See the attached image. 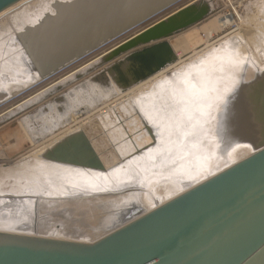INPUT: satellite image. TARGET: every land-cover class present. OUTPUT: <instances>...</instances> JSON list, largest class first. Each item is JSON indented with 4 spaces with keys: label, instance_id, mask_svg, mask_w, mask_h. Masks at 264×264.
Here are the masks:
<instances>
[{
    "label": "water",
    "instance_id": "95a60500",
    "mask_svg": "<svg viewBox=\"0 0 264 264\" xmlns=\"http://www.w3.org/2000/svg\"><path fill=\"white\" fill-rule=\"evenodd\" d=\"M22 1L0 0V14ZM22 8L0 21V108L65 72L39 92L25 94L0 118L26 113L19 124L29 135L35 124L44 135H54L61 123L73 125L104 99L174 66L178 57L170 40L207 20L214 5L213 0H66L51 14L34 17L39 10H32L29 18H22ZM13 15L17 18L7 21ZM200 64L175 76L189 89L195 88L187 82L193 75L201 81V97L193 104L201 119L193 122L201 124L195 144L203 148L193 149L201 161L192 184L151 210L135 187L59 201L49 213L64 221L73 222L64 205L80 202L85 208L72 238L0 232V264H264V65L232 37ZM147 132L155 144L154 131ZM240 149L249 155L235 161ZM87 236L92 241H81Z\"/></svg>",
    "mask_w": 264,
    "mask_h": 264
},
{
    "label": "rangeland",
    "instance_id": "374dc122",
    "mask_svg": "<svg viewBox=\"0 0 264 264\" xmlns=\"http://www.w3.org/2000/svg\"><path fill=\"white\" fill-rule=\"evenodd\" d=\"M41 1H43V2H41ZM41 1L36 5L30 6V7H27L24 9L22 7L34 2V0H23L22 2L16 4L14 7H12V9H8L7 11L0 14V21L1 20L4 21V19L6 20L10 13L17 11L20 8H22V9L19 10V13H21L24 10H25V12H27V10H29V9L35 10V7L37 8V6H38V8H40L39 12H37L38 11L37 10L36 11L37 13L34 17L41 16L42 14L45 15L47 13L51 14V7L54 9V11H56L57 6H59L60 2L61 3L66 2V0H51V1L48 0L46 3H44L45 0H41ZM42 3H44V4L41 7L40 5ZM213 5H214V10H213L211 16L207 20L203 21L202 23H200V24H198L192 28H198L201 25H203L205 22H207L209 19L214 18L215 16H220L225 12L232 14L231 15L232 18L235 16V14H237V16L239 18H241L242 21L245 19L246 21L248 20V22H250V24L248 23V25H247L251 28V29L249 28L250 31L252 30L254 32V34L260 35V37L256 39L257 45L261 44V46H262L264 44V32H263L264 29H259V25L261 26V23H263L262 25L264 27V18H262V17H264V15H261V12H260V14L258 12L259 9L264 7V0H213ZM262 10L264 11V8ZM30 16H31L30 14H26V16H24V18H29ZM10 18L11 17H9L8 20ZM233 19L235 21V24L230 27L229 32H231L232 30L233 31L231 32V34H229V36L225 37L224 39L231 38V37L236 39L241 44L242 51L249 53L252 57L256 56V57H253V59L254 60L256 59L255 61H256L257 65H259V64L264 65V52H263L264 51V45L261 48H257L256 51H255V49H254V51L251 49L249 50L247 47L248 45L246 43V38L243 34L244 33L243 24H240L239 21L235 17ZM192 28H190L189 30H191ZM259 30L262 31V32L261 31L259 32L261 34H259L257 32ZM184 32H186V31H184ZM184 32H182V34ZM229 32L226 31L224 34L223 33L222 34L225 35L226 33H229ZM232 34H233V36H232ZM179 35H177V36H179ZM177 36L172 38L170 40V42L171 41L173 42ZM217 36H219V35H217ZM217 36H213L210 39V41L211 42L216 41L215 39L219 38ZM260 40H261V42H260ZM172 42H171V44H172ZM110 44H112V42L109 43V45ZM243 45L246 47L247 51L245 49L243 50V47H244ZM257 45H256V47H257ZM105 46H107V45H105ZM196 49H198V50L204 49V44L198 45L196 47ZM189 53H190V51H188L187 54H189ZM258 55H259V57H258ZM261 56L263 57L262 60H260ZM257 58H259V59H257ZM195 59H193V60L195 61ZM201 60H202V58H199V60H197L196 62L193 61L194 65L195 66L199 65ZM259 66H261V65H259ZM64 72L65 71L47 79L46 81L42 82L41 84L35 86L33 89H30L29 91L27 90V92L22 93L21 96L20 95L17 96L13 100H11L9 103H7L5 106L0 108V114L3 113L4 110H7L12 105H14L16 101L23 98L25 96V94H28L31 91L36 92V91L40 90L41 88L45 87L47 84L51 83L50 81L59 77ZM43 85H45V86H43ZM193 85L196 86L197 84L196 85L193 84ZM198 85H200V84H198ZM168 86L171 87L170 84L167 85V87ZM197 88H199V87H197ZM197 88L193 89L192 91L193 92L197 91ZM169 89L170 90L167 91L166 95L167 96L169 95L170 97L166 98V101L169 100V101H171V103L168 101L169 105L167 107L157 108L156 112H157L158 116L154 117L155 120H153V121L151 120L150 122H148L147 119L145 120L144 117H140L139 114L137 113L136 109H135L136 110L135 111L134 109H131L130 107H127V106L123 107V105L120 106V104H119L116 107L103 108V106L106 105L107 102L110 103V101L112 99H114L115 97H112L111 99L106 100V101L104 99L103 103H101L100 105L95 107L94 110L91 111V113L100 109V108H102V111L97 112L95 114L93 113V115L90 116L85 122L79 123L75 126H72L73 127L72 130L74 129V131H75V128H77V131L75 133H67L68 131L65 132V134L60 133L63 129H65V127H66L65 125L71 126V124H69L68 122H63V123H61V126L59 127V129L55 133H53L54 135H44L45 134L44 130L40 131L39 129H37L36 124L33 126V129H31L30 135H29L26 132L27 129L22 127L19 124V121L22 120L27 115L26 113L22 114L20 116H17V117H13L9 120H3V118H0V142L2 141L4 143V144H1L2 147L0 146V160L2 158H4L6 161L9 160L10 162H12L10 164H16L21 159L24 160L29 155L31 156L32 153L37 152V155H38L37 157L39 158V160H42L43 164H45L47 166L49 165V167L52 166L49 168L50 171H48V172H50V173L52 172V175L55 178L58 176V174H62V171L64 173L65 171H68V170H79L82 172H85V171L88 173L91 172V174L94 175L95 178L97 177L101 181V179L104 175L117 171L118 174L121 175L120 177H122V179H124L125 176H128L129 178H131L132 181L130 183H132V185H130V183L129 184L122 183L124 181H122V182L119 181V183H117V182L112 183L110 186V188H111L110 189V188H104L103 187L104 184L97 182L98 192L106 193V191H107L108 193H113L115 191L123 189V187H125V186H126V188L131 187V186H135V187L141 188L142 190H147V191L149 190L151 195H153L154 193H152V192L155 191L156 194H154V195L158 196L157 194L159 193V197H161V198L156 197V196H155V198L150 197L149 200L147 201L148 203L146 204L147 209H149V210L154 209V208L166 203V200L168 202L169 200L175 198L177 195H180L181 193H183L185 191V189L187 187H189L192 184L193 181H191V180H193L194 177L196 175H198L196 169H199L198 164L200 163L199 161H201V156L199 157V155H201V153L198 152L199 155H197L193 152L194 151L193 149H194V147L195 148L196 147H198V148L202 147L203 148V146H201V145L199 146L198 144L197 145L195 144L197 141H199L200 136H201V130H200L201 124L199 127V125H197L196 122H193L195 119H198V117L196 118L195 115L194 116L186 115V112H185V110H187V104L188 103L190 104V101L187 102L186 99L183 97H186L188 99L190 97L192 99V101L195 97L193 98L192 96H189V95L184 96L183 90L185 89V87H183V88L182 87L181 88H178V87L172 88L171 87ZM190 90L191 89H189V91ZM199 91H201V90L199 89L198 92ZM116 96H119V94ZM197 98L198 97H196L194 99L196 102L199 101V99H197ZM195 101H194V103H195ZM166 104H167V102H166ZM195 107H197V106H195ZM33 111L34 110H32L28 113H32ZM158 111H159V113H158ZM133 112H135V113H133ZM194 113L196 114L198 112L194 111ZM88 114L90 115V113H88ZM88 114H86L85 116H87ZM174 114L177 115L178 117L173 116ZM132 115H134V116H132ZM129 118H131V119H129ZM172 118H174V119L172 120ZM199 119H201V118L199 117ZM167 121L171 124H169ZM135 122H137V123H135ZM144 124L146 126H144ZM169 125H172V126L169 127ZM155 126L157 127L156 129H155ZM161 126H163V127H161ZM166 127L168 128V130L165 129ZM119 128H121V129H119ZM149 128H151L155 133V137L157 140L155 144L153 143V139L151 138V136L147 132V129H149ZM117 130H118V132H117ZM137 130H139V131H137ZM166 131L170 132L168 136H166V134H167ZM59 133L61 136L63 135L64 137H67L70 135L71 136L67 140H63L62 138H64V137L59 136L60 137L59 141H61V139H62V141L59 144L52 146V144H55L53 142L54 138H52V136L59 135ZM78 136H83L86 139L87 144L90 145L94 154L99 158L98 159L99 162H101L103 168L105 169L104 172L88 170L87 167L83 166L85 164V162H87L88 157H89V153L86 150H84L85 147L83 145V141L81 140L78 144H75L74 148H71L70 145L68 144L71 141H73L75 139V137H78ZM31 137H33V138L38 137L39 141L37 143H35ZM49 138H51V139H49ZM165 138L168 140H166ZM188 138H189V140H188ZM25 139H26V141H25ZM170 140H172V141H170ZM167 141H169V142H167ZM50 142H51V144H50ZM57 142H58V140L56 141V143ZM47 144H48V146H45ZM166 144H168V145H166ZM164 145L166 147H168L169 149L166 148ZM9 146H10V148H7ZM43 146H44V148H43ZM181 147H183V148H181ZM48 148H49V150L44 151V149H48ZM164 148L167 150L163 151ZM158 149L160 152L158 151ZM155 150H157V152ZM78 151L81 152L80 155H76V152H78ZM149 151H154L155 153L154 152L151 153ZM166 151H168V152H166ZM148 154L149 155L151 154V156H149ZM74 155H76V156H74ZM178 155H179V157H178ZM248 155H249V153L247 151L240 149L234 154L233 159H235V161H239V160L247 157ZM24 156H25V158H24ZM143 156H145V157L142 158ZM147 157L148 158L151 157L150 159L151 160L153 159V160L151 161L150 159H147ZM129 158H131V159H129ZM132 158H136V159H132ZM47 159H49L50 161H59V162H63V163H70L72 165L68 166V165L49 162V160L45 161ZM197 160H199V161H197ZM73 165H76V166H73ZM77 166H79V167H77ZM70 167H72V168H70ZM81 167H84V168H81ZM52 168L57 169L56 173H58V174H56L55 171H52L51 170ZM175 168H176V170H175ZM37 170H38V168L35 169L34 171L36 172ZM173 170H175V171L172 172ZM35 172L29 173L30 176H28L29 174H26L27 175L26 178L27 177L31 178L32 176H33V178H35L37 176L36 179L37 180L40 179L39 181L42 180V182H43V180L46 181V177L51 175V174L48 175V173H46V176H44L45 173H44V175L43 174L40 175L39 173H41V172L37 171L38 175L45 177V178L41 177L42 178L41 179L40 176H38L37 174H35V176L32 175ZM151 172H152V174H154V176L158 173L159 175H156V176H158V177L160 176L159 178H161V175H162L160 173L163 172V177L161 179H159L156 176L154 177L151 174ZM175 172L177 174H180V175H177V174L175 175ZM165 173H167V174L170 173L172 176L169 174L166 175ZM185 174L187 176H190V177H188L187 180L185 178L186 176H184ZM148 175L150 176V178L152 180H149L150 178L148 177ZM181 175H183V176H181ZM53 176H52V178L54 179ZM143 176L146 177L147 179L146 180L143 179ZM168 176L171 177L172 179H175V178L176 179L172 180ZM19 177L24 178V179L22 178V182H21ZM19 177H18L19 178L18 182L20 180V184L22 183V184H25V186H27L28 184L26 182L28 180L26 182H24L26 180L24 175L19 176ZM164 177H166V178H164ZM163 180H165V182ZM166 180H168V181L170 180L169 182H171V181L172 182L174 181V182L173 183L171 182L169 185L168 184L169 182ZM66 181H69V180L64 179L62 182H65V183L62 184V182H61V185L56 187V193H58V194H55V196H50V197H45V195H38V196L32 195V197H31L30 194H27V195L21 194L23 190H19V189H16L15 191H10L9 194L6 191H4V192L1 191L2 193L0 192V232H8V233H12V234L17 233V234L32 235V236H42V237H48V238H52V239H55V238L56 239H71L72 238L71 234L76 233L75 229H73V226H75L77 223L76 220L77 219L79 220L81 217L84 216V211H85L84 206H82V203H80V202H78V204H76V205H73V204L72 205H70V204L64 205L69 210H71L69 215H71V217L73 218V222H70V221H64L62 219H59L57 216L51 215L49 212H51L54 209L53 208L54 206H52V205L53 204L58 205V204L55 202L54 203L51 202L52 205H49V203H50L49 201H52V200H61L62 201L65 198L81 196L82 193L87 194L86 193L87 191L85 189H83V191H85V192H83V191L80 192V190H82L81 187L79 188V186L74 183V182L82 183V181H80V180H73L72 183H71V181H69V182H66ZM158 181H159L160 186L157 185ZM162 181H163V183H161ZM166 182H168L167 185L165 184ZM155 183H156V186H155ZM72 184H73L74 188L72 187ZM161 184H163V185L161 186ZM31 185L33 186V183L29 182L28 186H31ZM63 185H65V186H63ZM166 187H167V189H164V190L167 194L163 191V188H166ZM66 188H69V189L71 188V189L69 190ZM78 189H80V190H78ZM169 189H171V190H169ZM108 190H110V191H108ZM180 190H181V192H180ZM40 192L42 193V191H39V193ZM67 192H68L69 196L67 195ZM168 192L170 194L172 193V195L168 194ZM179 192H180V194H179ZM73 193H76V194H73ZM144 194H145V192H144ZM61 195H64V196L61 197ZM44 199H45V201H48V202H44L43 201ZM164 199H166V200H164ZM61 204H63V203H61ZM35 213L39 214V215H47V219L44 221H41V223H39V225H38L35 223V217H36ZM46 223H47V225H49L48 226L49 228L47 227L48 229H46V228L42 229L44 227V224H46ZM34 225L35 226L38 225L37 228H34ZM55 225H59V228H56ZM60 225H62V226L60 227ZM86 232H87V230H86ZM87 235H89V234H87ZM92 239H93V237L87 236L85 238H82L81 240L83 242H90V241H92Z\"/></svg>",
    "mask_w": 264,
    "mask_h": 264
},
{
    "label": "bare ground",
    "instance_id": "6f19581e",
    "mask_svg": "<svg viewBox=\"0 0 264 264\" xmlns=\"http://www.w3.org/2000/svg\"><path fill=\"white\" fill-rule=\"evenodd\" d=\"M48 0H45L44 1V3H46ZM51 1V0H50ZM41 2H43V1H41ZM54 2V1H53ZM52 2V3H53ZM44 3H42L40 6L42 7L43 6V4ZM258 7V6H257ZM52 8V7H51ZM264 7H262L261 9H259V14H260V12H261V15H264V11L262 10ZM10 9H12V8H10ZM40 8H38V6H37V8L35 7V11H37V10H39ZM30 11H32V9H29ZM29 10H27V12H25V10L24 11H22L21 12V14L23 13V15H22V18H24V16H26V14L28 13V12H30ZM43 15V14H42ZM232 14H230V13H227V12H225V13H223L222 15H220V16H215L214 18H211V19H209L207 22H205L203 25H201L200 27H198V28H192L191 30H187L186 32H184L183 34L181 33L179 36H177L176 38H175V40L172 42V44H171V46H172V48L174 49V51H175V53L177 54V57H178V62L174 65V66H172L171 68H169V69H167V70H165V72H161V73H159L158 75H156V76H154L153 78H150L149 80H147L146 82H144L143 84H140V85H138V86H136L135 88H132L130 91H128L127 93H125V94H119V96H116L114 99H112L111 101H110V103H108L107 102V104L106 105H104L103 106V108H111V107H116L117 105H119L120 104V106L121 105H123V107L124 106H127V107H130L131 109H136L137 110V113L139 114V116L140 117H144V119L146 120H148V122H150L151 120L153 121V120H155L154 119V117H156V116H158L157 115V112H156V110H157V108H162V107H167L169 104H168V101H166V98H168V97H170L169 95L167 96L166 95V93H167V91H169L170 89L169 88H176V87H178V88H181V86L182 85H180L179 83H177V81L175 80V79H177L175 76L176 75H178V74H182L184 71H187L188 69H193L194 67H197V66H199L200 67V65L201 64H199V65H194V62H196L197 60H199V58H205L208 54H210L211 53V51L213 50V48L221 41V40H223L225 37H227V36H229V34H231V32L233 31H231V32H229V29H230V27L231 26H233L234 24H235V21H234V17L232 18V16H231ZM260 15V16H261ZM14 16V15H13ZM13 16H10L11 18L8 20L9 22H12L15 18H17V17H13ZM28 16V15H27ZM259 16V15H258ZM260 18V17H259ZM262 18H264V17H262ZM237 20L239 21V23L240 24H243V26H244V36H245V38H246V43H247V47H248V49L250 50H253L254 51V49H255V51H256V49L257 48H261V47H263V45L261 46V44H258L257 45V41H256V39L257 38H259L260 37V35H257V34H254V32L251 30L250 31V27L249 26H247L248 25V23L250 24V22H248V20L246 21L245 19L242 21L241 20V18H239V17H237ZM261 20V19H260ZM262 22V21H261ZM260 22V23H261ZM263 23H261V26L259 25V29H264V27H263V25H262ZM241 26V25H240ZM238 27V26H237ZM242 27V26H241ZM239 28V27H238ZM250 28V29H249ZM226 31H228L229 33H226L225 35H223ZM261 30H259V31H257L258 33L260 32ZM262 32V31H261ZM264 32V31H263ZM223 33V34H222ZM259 34H261V33H259ZM217 35H219V36H217ZM213 36H217V37H219V38H217V39H215L216 41H210V39L213 37ZM232 36H233V34H232ZM261 39V38H260ZM214 40V39H213ZM170 42V43H171ZM260 42H261V40H260ZM259 42V43H260ZM200 44H204V49H196V47L198 46V45H200ZM109 45V44H108ZM256 45H257V47H256ZM244 46V45H243ZM246 50L247 51V49H246V47L244 46L243 47V50ZM188 51H190V53L189 54H187L188 53ZM264 52V51H263ZM255 54V53H254ZM253 57H256V56H253ZM258 57H259V55H258ZM195 59V61L193 60V59ZM261 59L260 60H262V56L260 57ZM257 59H259V58H257ZM194 62H193V61ZM256 60V59H255ZM256 62V61H255ZM186 63V64H185ZM198 63V62H197ZM192 64V65H191ZM259 65H263V64H259ZM190 78V77H189ZM198 79L199 78H195L194 79V75L192 76V83H191V80H189V81H187V82H189V84H192V86H193V84H197L196 86L197 87H199L200 86V88H201V81L199 82L198 81ZM186 81V80H185ZM171 85V87L170 86H168L167 87V85ZM198 84H200V85H198ZM196 86H194L195 88H197ZM184 87H185V89L183 90V95L184 96H186V95H189V96H192L193 98L195 97H198L197 99H199V97H201V91H192L193 89H195V88H190L191 90L189 91V88L187 87V86H185L184 85ZM44 88V87H43ZM43 88H41V89H43ZM183 88V87H182ZM199 88V89H200ZM40 89V90H41ZM198 89V90H199ZM40 90H38L37 92H39ZM166 91V92H165ZM189 91V92H188ZM167 96V97H166ZM183 98H185L186 99V101L187 102H189L190 101V104L188 103L187 104V110H185V112H186V115H192V116H196V117H201V116H199L200 115V113L201 112H198V113H194V111H196L195 110V107L193 106V104H194V99H193V101H192V99L189 97V99L188 98H186V97H183ZM184 99V100H185ZM166 102H167V104H166ZM170 103H171V101H169ZM166 104V105H165ZM194 107V108H193ZM165 109V108H164ZM110 110V109H109ZM135 110V111H136ZM161 110V109H160ZM100 111H102V108H100V109H98V110H96V111H94V112H92V113H90V115L88 114L87 116H81V118L78 120V121H76L75 123H74V125H65L64 127H65V129H63L60 133H62V134H65V132H67V133H75L76 131H77V128H75V131H74V129L72 130V126H75V125H77V124H79V123H83V122H85L90 116H92L93 115V113L95 114V113H97V112H100ZM164 111V110H163ZM169 111V110H168ZM162 112V111H161ZM133 113H135V112H133ZM158 113H159V111H158ZM168 113V112H167ZM130 116V115H129ZM132 116H134V115H132ZM173 116H175V117H178L177 115H173ZM131 117V116H130ZM152 117V118H151ZM174 117V118H175ZM3 118V117H2ZM5 118V117H4ZM133 118V117H132ZM174 118H172V120L174 119ZM129 119H131V118H129ZM167 120V119H166ZM131 121V120H130ZM158 121V120H157ZM138 122V121H137ZM137 122H135V123H137ZM163 122V121H162ZM168 122V121H167ZM143 123V122H142ZM153 123V122H152ZM169 123V122H168ZM149 124V123H148ZM169 124H171V123H169ZM154 125V124H153ZM144 126H146L145 124H144ZM172 125H169V127H171ZM154 127V126H153ZM161 127H163V126H161ZM185 127V126H184ZM79 128V127H78ZM157 127L155 126V129H156ZM117 129V128H116ZM119 129H121V128H119ZM138 129V128H137ZM159 129V128H158ZM163 129V128H162ZM166 130H168V128L166 127L165 128ZM195 130V129H194ZM137 131H139V130H137ZM160 131V130H159ZM117 132H118V130H117ZM60 133H59V135H55V136H52V138H54V143H56V141L58 140V142H60L59 140H60V137L59 136H61L60 135ZM66 133V134H67ZM140 133V132H139ZM166 136H168L169 135V133L170 132H168V131H166ZM141 135V134H140ZM19 136V135H18ZM63 136V135H62ZM61 136V137H62ZM66 136V135H65ZM139 136V135H138ZM142 136V135H141ZM193 136V135H192ZM57 137V138H56ZM64 137V136H63ZM143 137V136H142ZM162 137V136H161ZM56 138V139H55ZM160 138V137H159ZM169 138V137H168ZM51 139V138H50ZM158 139V138H157ZM166 139V138H165ZM47 140V139H46ZM83 141V145H84V147H85V149L84 150H86L88 153H89V157H88V160H87V162H85V164L83 165V166H85V167H87V168H90V169H101L102 168V166L100 165V163H99V161H98V159H97V156L93 153V150L91 149V147H90V145H87L86 146V144H87V141H86V139L83 137V136H78V137H75V139L73 140V141H71L70 143H68L69 145H70V147L71 148H74V146H75V144H78L80 141ZM166 140H168V139H166ZM188 140H189V138H188ZM25 141H26V139H25ZM48 141V140H47ZM51 141V142H52ZM170 141H172V140H170ZM51 142H50V144H51ZM167 142H169V141H167ZM41 143V142H40ZM173 143V142H172ZM1 144H4L2 141L0 142V146H1ZM24 144V143H23ZM49 144V145H50ZM153 144V143H152ZM170 144V143H169ZM53 145V144H52ZM166 145H168V144H166ZM46 146H48V144L46 145ZM165 146V145H164ZM2 147V146H1ZM166 147V146H165ZM188 147V146H187ZM7 148H10V146L9 147H7ZM44 148V147H43ZM154 148V147H153ZM161 148V147H160ZM166 148H168V147H166ZM171 148V147H170ZM173 148V147H172ZM181 148H183V147H181ZM12 149V148H11ZM151 149V148H150ZM169 149V148H168ZM39 150V149H38ZM161 150V149H160ZM164 150H167V149H163V151ZM26 151V150H25ZM156 152H157V150H155ZM158 151H159V149H158ZM43 152V151H42ZM149 152H151V153H153L154 151H149ZM160 152V151H159ZM166 152H168V151H166ZM32 153V152H31ZM148 153V152H147ZM155 153V152H154ZM81 154V152H76V155H80ZM162 154V153H161ZM167 154V153H166ZM175 154V153H174ZM76 155H74V156H76ZM149 155V154H148ZM181 155V154H180ZM38 155H37V152H34V153H32L31 154V156L29 155L26 159H21L18 163H16V164H10V163H12V162H10L9 160L8 161H6L4 158H2L1 160H0V192L2 191V192H4V191H6L8 194L10 193V191H15L16 189H19V190H23L22 191V193L21 194H30L31 195V197H32V195H45V197H50V196H55V194H58V193H56V187L57 186H60L61 185V182L65 179H68L69 181H71V183L73 182V180H80V181H82V183H80V182H78V183H76V182H74L76 185H78L79 186V188L81 187V189L82 190H80V189H78V190H80V192H82L83 191V189H85L87 192L86 193H89V194H98V193H102V192H98V185H97V182L98 183H102V184H104L103 185V187L104 188H110V186H111V184L112 183H114V182H117V183H119V181H124V182H122V183H126V184H129L131 181H132V179L131 178H129L128 176H123L124 177V179H122V177H120L121 175H119L118 174V172L116 171V172H111V173H109V174H106V175H104L103 177H102V179H101V181L96 177H94V175H92L91 174V172L90 173H88V172H82V171H79V170H68V171H65L64 173H63V171H62V174H58V173H56V170L57 169H54V168H52L51 170L52 171H55V173L56 174H58V176L55 178L53 175H52V172L50 173V172H48V171H50V167H52V166H50L49 167V165L47 166V165H45V164H43V162H42V160H39V158L37 157ZM40 156V155H39ZM141 156V155H140ZM149 156H151V154L149 155ZM148 156V157H149ZM175 156V155H174ZM145 156H143L142 158H144ZM147 157V159H150V158H148ZM154 157V156H153ZM178 157H179V155H178ZM24 158H25V156H24ZM62 158V157H61ZM138 158V157H137ZM129 159H131V158H129ZM132 159H136V158H132ZM155 159V158H154ZM126 160V159H125ZM138 160V159H137ZM151 160V159H150ZM153 160V159H152ZM151 160V161H152ZM170 160V159H169ZM165 161V160H164ZM136 162V161H135ZM167 162V161H166ZM46 163V162H45ZM155 163V162H154ZM161 166V165H160ZM38 168V170L37 171H40L41 173H39L40 175L41 174H43L44 175V173H45V175L44 176H46V173H48V175L49 174H51L53 177H54V179L52 178V176L51 175H49L48 177H46V181H44L43 180V182H42V180L41 181H39V180H37L36 179V177L35 178H33V176L31 177V178H29V177H27L26 178V174H29V173H31V172H35L34 170L35 169H37ZM70 168H72V167H70ZM75 168V167H74ZM61 169V168H60ZM62 170V169H61ZM60 170V171H61ZM165 170V169H164ZM175 170H176V168H175ZM175 170H173L172 172H174ZM182 170V169H181ZM37 171L34 173V174H32V175H34L35 176V174H37ZM59 171V172H60ZM183 171V170H182ZM181 171V172H182ZM164 172V171H163ZM163 172L162 173H160V174H162L161 175V178L163 177ZM180 172V173H181ZM61 173V172H60ZM142 173V172H141ZM149 173V172H148ZM155 173V172H154ZM183 173V172H182ZM186 173V172H185ZM55 174V175H56ZM98 174V173H97ZM146 174V173H145ZM151 174H152V172H151ZM166 175H171L170 173H165ZM164 174V175H165ZM174 174V173H173ZM177 173L175 172V175H176ZM187 174V173H186ZM184 175V176H186L185 178H186V180L188 179V177H190V176H187V175ZM24 175V177H25V181L24 182H26L27 180V184L29 185V182L30 183H33V186L31 185V186H28L27 184V186H25V184H20V180H21V182H22V178H20L19 176H23ZM38 175V174H37ZM40 175H38V176H40ZM150 175V174H149ZM148 175V177L150 178V176ZM153 176H154V174H152ZM156 175H159L158 173L156 174ZM155 175V176H156ZM165 175V176H166ZM177 175H180V174H177ZM28 176H30V174L28 175ZM146 176V175H145ZM152 176V177H153ZM154 176V177H155ZM172 176V175H171ZM174 176V175H173ZM181 176H183V175H181ZM20 178V180H19V182H18V179ZM41 177H43V176H40V178ZM156 177H158V176H156ZM160 177V176H159ZM158 177V178H159ZM169 177V176H168ZM178 177V176H177ZM180 177V176H179ZM43 178H45V177H43ZM161 178H159V179H161ZM164 178H166V177H164ZM169 178H171V177H169ZM168 178V179H169ZM183 178V177H182ZM181 178V179H182ZM24 179V178H23ZM42 179V178H41ZM143 179H147L146 177H144L143 176ZM156 179V178H155ZM172 179V178H171ZM176 179V178H175ZM175 179H172V180H175ZM144 180V181H145ZM149 180H152L151 178L149 179ZM69 181H66V182H69ZM160 181V180H159ZM159 181H158V183H157V185H159ZM164 182H165V180H163ZM163 181L161 182V183H163ZM166 181H168V180H166ZM170 181V180H169ZM168 181V182H169ZM23 182V183H24ZM139 182V181H138ZM168 182H166L165 184L167 185V183ZM172 182V181H171ZM171 182H169L168 184L170 185V183ZM174 182V181H173ZM172 182V183H173ZM46 183V184H45ZM63 183H65V182H62V184ZM70 183V184H71ZM35 184V185H34ZM67 184V183H66ZM23 185V186H22ZM130 185H132V183H130ZM134 185V184H133ZM141 185V184H140ZM163 184H161V186H162ZM175 185V184H174ZM63 186H65V185H63ZM128 186V185H127ZM146 186V185H145ZM153 186V185H152ZM155 186H156V183H155ZM154 186V187H155ZM160 186V185H159ZM45 187V188H44ZM70 187V186H69ZM72 187H73V184H72ZM77 187V186H76ZM132 187H135V186H131V187H127V188H132ZM142 187V186H141ZM171 187V186H170ZM74 188V187H73ZM123 188H126V186L125 187H123ZM135 188H139V187H135ZM146 188V187H145ZM159 188V187H158ZM162 188V187H161ZM174 188V187H173ZM176 188V187H175ZM44 189V190H43ZM66 189H69V188H66ZM65 189V190H66ZM71 189V188H70ZM69 189V190H70ZM111 189V188H110ZM139 189H141V188H139ZM144 189V188H143ZM157 189V188H156ZM164 189H167V187L166 188H163V191L165 192V190ZM158 190V189H157ZM169 190H171V189H169ZM28 191V192H27ZM39 191H42V193L40 194L39 193ZM108 191H110V190H108ZM154 191V190H153ZM1 192V193H2ZM24 192V193H23ZM71 192V191H70ZM83 192H85V191H83ZM107 192V191H106ZM144 192H145V194H144ZM173 192V191H172ZM180 192H181V190H180ZM180 192H179V194H180ZM79 193V192H78ZM152 193H154V194H156V192L154 191V192H152ZM158 193V192H157ZM166 193V192H165ZM73 194H76V193H73ZM82 194H84V193H82ZM153 194V195H154ZM167 194V193H166ZM168 194H170L169 192H168ZM25 195V196H26ZM67 195L69 196V194H68V192H67ZM66 195V196H67ZM72 195V194H71ZM151 195V193L149 192V190L147 191V190H142L141 189V199H142V203L147 207V201L149 200V198L151 197V198H155V196L156 195ZM158 196H156V197H159V193L157 194ZM170 195H172V193L170 194ZM62 196H64V195H61V197ZM177 196H179V195H177ZM176 196V197H177ZM169 197V196H168ZM175 197V196H174ZM7 198V197H6ZM69 198H73V197H69ZM159 198H161V197H159ZM166 198V197H165ZM65 199H67V198H65ZM64 199V200H65ZM163 199V198H162ZM174 199V198H173ZM155 200V199H154ZM164 200H166V199H164ZM172 200V199H171ZM44 202H48V201H45V199L43 200ZM59 201H61V200H52V201H49L50 203L51 202H55V203H57V202H59ZM157 201V200H156ZM170 201V200H169ZM165 202V201H164ZM163 202V203H164ZM166 202H167V200H166ZM49 203V205H52V203L50 204ZM58 204V203H57ZM162 204V203H161ZM165 204V203H164ZM52 206H56V204H53ZM157 208V207H156ZM155 209V208H154ZM149 210V209H148ZM36 214V213H35ZM47 219V216H45V215H39V214H36V217H35V223L36 224H38L39 225V223H41V221H44V220H46ZM10 224V223H9ZM37 225V226H38ZM23 226V225H22ZM21 228V227H20ZM1 233H8V232H1ZM13 234H17V233H13ZM19 235H24V234H19ZM48 238V237H47ZM56 239V238H55ZM82 241V240H81Z\"/></svg>",
    "mask_w": 264,
    "mask_h": 264
},
{
    "label": "built area",
    "instance_id": "2783aa9c",
    "mask_svg": "<svg viewBox=\"0 0 264 264\" xmlns=\"http://www.w3.org/2000/svg\"><path fill=\"white\" fill-rule=\"evenodd\" d=\"M184 1H189V0H183V2H184ZM234 14H235V13H234ZM234 17L237 19V17H238L237 14H235Z\"/></svg>",
    "mask_w": 264,
    "mask_h": 264
},
{
    "label": "crops",
    "instance_id": "0c3cea01",
    "mask_svg": "<svg viewBox=\"0 0 264 264\" xmlns=\"http://www.w3.org/2000/svg\"><path fill=\"white\" fill-rule=\"evenodd\" d=\"M171 44V43H170Z\"/></svg>",
    "mask_w": 264,
    "mask_h": 264
}]
</instances>
